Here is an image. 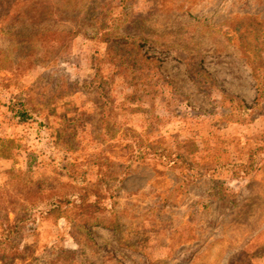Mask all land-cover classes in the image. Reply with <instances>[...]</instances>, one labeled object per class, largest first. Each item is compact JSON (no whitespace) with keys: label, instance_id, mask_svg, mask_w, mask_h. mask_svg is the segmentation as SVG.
I'll return each mask as SVG.
<instances>
[{"label":"rangeland","instance_id":"1","mask_svg":"<svg viewBox=\"0 0 264 264\" xmlns=\"http://www.w3.org/2000/svg\"><path fill=\"white\" fill-rule=\"evenodd\" d=\"M250 18L264 0H0V221L29 209L0 264H264V101L227 115L254 105Z\"/></svg>","mask_w":264,"mask_h":264},{"label":"trees","instance_id":"2","mask_svg":"<svg viewBox=\"0 0 264 264\" xmlns=\"http://www.w3.org/2000/svg\"><path fill=\"white\" fill-rule=\"evenodd\" d=\"M241 25H237L235 30L237 32V41L241 48V51L245 57L246 65L250 69V74L255 81L256 94L253 100L254 105H248L238 98L231 97L229 100L233 102L232 110L227 115L233 121L237 123H242L246 120V117L251 114L253 106H258L264 101V26L261 22L257 21L255 18H250L243 29ZM101 94V90H96ZM20 104L13 112V119L17 124H23L31 116L29 108L23 107ZM37 116V113L36 115ZM8 140L0 139V158L12 160V152H7L2 149V144ZM15 166L10 167L6 173L14 171ZM50 177H45L48 181ZM34 184L36 185V190L41 192L42 180L34 179ZM77 195V194H76ZM75 195V196H76ZM72 198H67L66 196H59L54 194L46 201V209L43 211V215L49 217L52 221H57L64 218L63 215L64 208L63 203L69 205ZM83 201V197H82ZM97 203L93 202L88 205V210L92 212L98 211L99 208L96 207ZM29 213L28 206H23L22 210L15 213L14 219L9 220L5 218L0 221V262L5 260H13L18 256L20 250L18 248L19 244V234L23 228V225L29 220V216L23 212ZM40 260V259H39ZM38 259L36 261H39ZM40 263V261H39Z\"/></svg>","mask_w":264,"mask_h":264}]
</instances>
